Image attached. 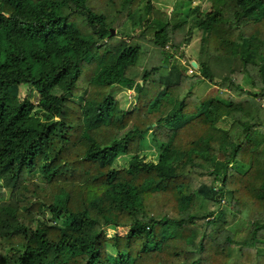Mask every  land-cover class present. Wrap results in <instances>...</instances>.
<instances>
[{"label": "trees", "instance_id": "16d2710c", "mask_svg": "<svg viewBox=\"0 0 264 264\" xmlns=\"http://www.w3.org/2000/svg\"><path fill=\"white\" fill-rule=\"evenodd\" d=\"M190 1L0 0V264H264V0Z\"/></svg>", "mask_w": 264, "mask_h": 264}, {"label": "rangeland", "instance_id": "374dc122", "mask_svg": "<svg viewBox=\"0 0 264 264\" xmlns=\"http://www.w3.org/2000/svg\"><path fill=\"white\" fill-rule=\"evenodd\" d=\"M172 1L173 0H151V3H152V5L158 7L159 9L170 10V7L172 6ZM177 6H178V4H177ZM185 6H187V5H185ZM188 6L191 8H189V10H187L185 12V16H186L185 19H186L187 24H191L193 22V17L195 15V13L197 11H202L206 8L205 7L206 1L205 0H191L190 3L188 4ZM143 7H144V3H142L141 9H143ZM147 15L149 16V14H147ZM146 21H147V16H146V14H144L143 15V22L145 23ZM143 22L138 25L140 28H141L142 24H144ZM137 29H138L137 26L132 27L130 25V23L128 22V20H126L121 24V26H119V28H117L114 31V33H116L120 37H122V36L127 37L129 35V33H131L132 31H137ZM192 30H193L192 35L190 36L187 43L182 44L180 49H178V51L175 52L176 59L172 58L171 59L172 61H169V62L178 61L180 64L184 65L185 68H187L188 73H191V71H188L189 69H192L189 66V64L194 63V60L197 57V52L199 50V44H200V42H199L200 41V31L197 28L192 29ZM168 47H169V44H166L164 46V50L167 54L170 53V51H168ZM167 63H168V61H167ZM165 67H167V66H165ZM165 69L166 68H163L162 70H160V72L164 73ZM242 86L245 88H249L248 85L245 83H243ZM206 87H207V88H205L206 91L201 94V96L204 98H207L208 95H212L213 91H217L216 87L213 85H207ZM20 90H21V94L29 97L33 104L36 103L37 94L34 92V90H28V87L25 85H21ZM136 90H137V85L134 83H127L126 84L125 82H118L117 86L112 91V97L114 100H116L119 103V108H121L123 110H127V109H130L134 103V97L137 94ZM36 109L37 108H34V110H36ZM219 147H220L222 153H225V154L229 153L230 154L232 152V149H233V144H230L226 138H222L220 143H219ZM147 148H149V147H147ZM141 153L145 154L144 159H146V160H154V158H155L154 157L155 154L153 153L152 155H150L149 153H151V151L148 149H144ZM125 160H126L125 156L120 155L116 158L115 165L116 166H123V165H125ZM222 202L227 203V195H225ZM230 209L232 210L231 205H230ZM43 218L50 219L51 217L48 213H44ZM238 223H239L238 219H236V220L228 223L227 227L231 228L234 225H238ZM125 230H126L125 228L116 227V228H112V229H106V233H107V235H112L114 233L123 234L125 232Z\"/></svg>", "mask_w": 264, "mask_h": 264}, {"label": "water", "instance_id": "95a60500", "mask_svg": "<svg viewBox=\"0 0 264 264\" xmlns=\"http://www.w3.org/2000/svg\"><path fill=\"white\" fill-rule=\"evenodd\" d=\"M114 34V30L112 28L109 29V36ZM193 66L195 65V63H191Z\"/></svg>", "mask_w": 264, "mask_h": 264}, {"label": "built area", "instance_id": "2783aa9c", "mask_svg": "<svg viewBox=\"0 0 264 264\" xmlns=\"http://www.w3.org/2000/svg\"><path fill=\"white\" fill-rule=\"evenodd\" d=\"M188 71H191L190 69Z\"/></svg>", "mask_w": 264, "mask_h": 264}]
</instances>
